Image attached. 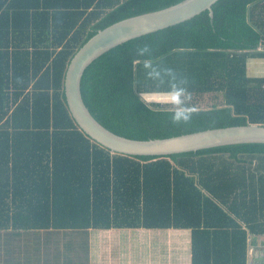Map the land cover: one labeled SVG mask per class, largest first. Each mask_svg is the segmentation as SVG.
I'll return each instance as SVG.
<instances>
[{
    "label": "trees",
    "instance_id": "trees-1",
    "mask_svg": "<svg viewBox=\"0 0 264 264\" xmlns=\"http://www.w3.org/2000/svg\"><path fill=\"white\" fill-rule=\"evenodd\" d=\"M182 1L0 0V230L190 228L193 264L211 257L212 264H247L246 230L235 226L231 238L226 232L209 242L201 226L238 218L264 235V143L164 157L113 154L80 130L66 103V70L85 42L118 21ZM213 13L94 60L81 93L95 119L140 141L264 125V76L249 70L251 59L264 58V0H219ZM145 44L153 63L189 79L198 109L190 124L175 126L166 105L140 100L141 91H164L146 78L141 59L133 63ZM205 95L220 101L201 108ZM86 257L81 264H89Z\"/></svg>",
    "mask_w": 264,
    "mask_h": 264
},
{
    "label": "crops",
    "instance_id": "crops-1",
    "mask_svg": "<svg viewBox=\"0 0 264 264\" xmlns=\"http://www.w3.org/2000/svg\"><path fill=\"white\" fill-rule=\"evenodd\" d=\"M249 70L252 76L263 77L264 58L251 59ZM233 220L235 224L226 219L212 221L209 223L213 225L202 224L201 229L208 232L205 236L209 242L226 232L231 238L235 226L246 230L249 264V252L258 247L260 240V247L264 246V235L250 231L242 219ZM86 230H0V264H81L86 256L89 264H193L190 228ZM83 232L85 236L80 235ZM121 240L122 247L117 245ZM86 241L87 255L82 251Z\"/></svg>",
    "mask_w": 264,
    "mask_h": 264
},
{
    "label": "water",
    "instance_id": "water-1",
    "mask_svg": "<svg viewBox=\"0 0 264 264\" xmlns=\"http://www.w3.org/2000/svg\"><path fill=\"white\" fill-rule=\"evenodd\" d=\"M218 1L183 0L158 11L118 21L85 42L71 58L64 79L66 103L80 130L113 154L135 157H164L233 144L264 143V125L261 124L208 129L166 139L133 140L104 127L91 114L82 98L83 74L98 57L127 41L183 23L202 12L208 11L213 17V6ZM249 264H264V247L249 252Z\"/></svg>",
    "mask_w": 264,
    "mask_h": 264
},
{
    "label": "clouds",
    "instance_id": "clouds-1",
    "mask_svg": "<svg viewBox=\"0 0 264 264\" xmlns=\"http://www.w3.org/2000/svg\"><path fill=\"white\" fill-rule=\"evenodd\" d=\"M152 52L153 49L149 45H138L134 51L133 63H135V59L142 60L146 78L152 81L157 89L164 88L162 93H158L163 99H149L145 92L141 91L140 100L150 108L154 102L166 105L170 121L175 126L190 124L193 116L198 114V109L191 105L192 94L188 87L189 79L171 67L153 63ZM137 83L134 80L133 86Z\"/></svg>",
    "mask_w": 264,
    "mask_h": 264
},
{
    "label": "rangeland",
    "instance_id": "rangeland-1",
    "mask_svg": "<svg viewBox=\"0 0 264 264\" xmlns=\"http://www.w3.org/2000/svg\"><path fill=\"white\" fill-rule=\"evenodd\" d=\"M149 99H152V100H161V99H163V97L161 96V95H159V96H161V97H158V93H149V94H147L146 95ZM158 97V98H157ZM219 99L218 100H216V99H213L212 97H211V95H205V96H203L201 99H200V101H199V107H203V108H209V107H211L213 104H216V103H219ZM155 103V102H154ZM118 239H116V241H117ZM123 240H125V239H123ZM123 240H121V241H118V243H117V245L118 246H123L121 243L123 242ZM120 244V245H119Z\"/></svg>",
    "mask_w": 264,
    "mask_h": 264
}]
</instances>
